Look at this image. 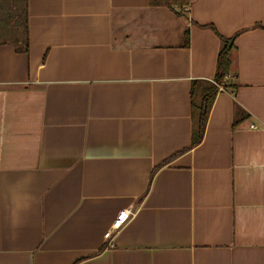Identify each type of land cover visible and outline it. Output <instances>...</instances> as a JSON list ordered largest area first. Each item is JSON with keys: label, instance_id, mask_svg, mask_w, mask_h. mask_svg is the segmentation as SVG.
Masks as SVG:
<instances>
[{"label": "crops", "instance_id": "obj_1", "mask_svg": "<svg viewBox=\"0 0 264 264\" xmlns=\"http://www.w3.org/2000/svg\"><path fill=\"white\" fill-rule=\"evenodd\" d=\"M28 28L0 45V264H264V0H28ZM220 36L238 88L190 148Z\"/></svg>", "mask_w": 264, "mask_h": 264}, {"label": "trees", "instance_id": "obj_2", "mask_svg": "<svg viewBox=\"0 0 264 264\" xmlns=\"http://www.w3.org/2000/svg\"><path fill=\"white\" fill-rule=\"evenodd\" d=\"M151 3L153 5H171V3L185 5L189 3V0H151ZM235 37L220 36L221 48L214 78L192 80L190 148L203 140L217 94L228 89L234 95L236 94L238 85L229 82L228 79V77L237 76V71L234 69ZM4 44L14 46L19 53L29 52L28 0H0V45ZM186 44H189V37ZM234 110V125L249 116L237 102L234 104Z\"/></svg>", "mask_w": 264, "mask_h": 264}, {"label": "built area", "instance_id": "obj_3", "mask_svg": "<svg viewBox=\"0 0 264 264\" xmlns=\"http://www.w3.org/2000/svg\"><path fill=\"white\" fill-rule=\"evenodd\" d=\"M132 215L133 209L131 207L123 208L117 213L110 228L104 233V238L109 248H112L114 246V235L119 230H121L125 224H127V222L131 219Z\"/></svg>", "mask_w": 264, "mask_h": 264}]
</instances>
